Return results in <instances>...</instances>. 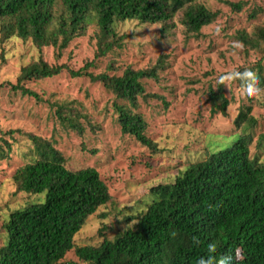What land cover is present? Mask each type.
I'll use <instances>...</instances> for the list:
<instances>
[{
  "label": "rangeland",
  "instance_id": "rangeland-1",
  "mask_svg": "<svg viewBox=\"0 0 264 264\" xmlns=\"http://www.w3.org/2000/svg\"><path fill=\"white\" fill-rule=\"evenodd\" d=\"M197 3L218 13L199 37L186 35L183 11L170 22L174 28L166 35L161 24L120 22L115 25L118 45L105 56H97L100 31L95 21L62 51L54 47L40 51L31 40L17 37L3 41L0 21V248L7 242L4 224L9 216L43 201L41 195L18 192L13 181L15 171L35 159L29 135L50 141L70 170L95 168L109 187L110 202L86 221L75 237L77 247L98 245L133 228L157 186L173 183L191 164L244 134L245 128H237L234 121L247 107L257 119L246 132L253 138L251 156L264 163V91L249 96L239 79L226 82V116L214 112L209 98L221 75L245 69L260 77L257 85L264 89V0ZM40 58L67 68L53 78L24 84L39 99L13 91L8 83L17 84L21 69ZM159 62L164 65L159 80L144 79L143 84L147 93L163 96L167 106L156 98H139L133 108L101 82L69 72L85 69L88 75L122 76L127 68L146 70ZM116 103L144 117L147 135L158 145L156 152L121 132ZM60 116L81 127L82 133ZM59 264L89 263L79 260L73 250Z\"/></svg>",
  "mask_w": 264,
  "mask_h": 264
},
{
  "label": "trees",
  "instance_id": "trees-1",
  "mask_svg": "<svg viewBox=\"0 0 264 264\" xmlns=\"http://www.w3.org/2000/svg\"><path fill=\"white\" fill-rule=\"evenodd\" d=\"M197 2L0 0L2 40L17 37L31 40L40 51L45 47L62 51L95 21L100 31L97 56H105L118 45L115 25L120 22L161 24V33L166 35L174 28L170 22L183 11L186 35L199 37L218 13ZM235 6L240 9V5ZM160 62L146 70L127 68L122 76L88 75L85 69L69 72L73 77L87 75L101 82L116 99L133 108L139 98H156L167 106L163 96L147 93L143 84L144 79L159 80V71L164 68ZM66 68L51 66L40 58L21 69L17 84L8 85L13 91L39 99L24 84L53 78ZM209 98L214 112L226 116L229 100L224 84L218 83L216 91L211 88ZM114 108L121 132L156 152L158 145L147 135L144 117L125 105L116 103ZM60 118L82 133L73 121ZM234 124L245 128L244 134L205 160L191 164L173 183L157 186L152 202L135 218L133 228L98 245L79 247L75 237L86 221L110 202L109 187L95 168L70 170L50 141L29 135L35 159L19 167L13 181L18 192L41 195L43 201L9 216L4 224L7 242L0 248V264H59L73 250L79 260L89 264H197L201 257L222 255L230 256L231 264H264V163L251 156L253 138L246 133L257 125V119L247 107Z\"/></svg>",
  "mask_w": 264,
  "mask_h": 264
},
{
  "label": "clouds",
  "instance_id": "clouds-1",
  "mask_svg": "<svg viewBox=\"0 0 264 264\" xmlns=\"http://www.w3.org/2000/svg\"><path fill=\"white\" fill-rule=\"evenodd\" d=\"M236 79L243 82L244 90L249 96H253L264 91V89L257 85L258 78L250 69H245L243 72L233 71L223 74L218 78V82L227 85L226 82ZM146 203H150V201H147ZM209 247L211 248L213 245H210ZM197 264H231V257L228 255H222L218 258H214L213 256L201 257L197 261Z\"/></svg>",
  "mask_w": 264,
  "mask_h": 264
}]
</instances>
